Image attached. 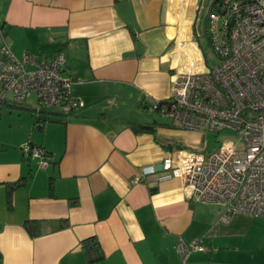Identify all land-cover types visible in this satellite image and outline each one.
I'll return each mask as SVG.
<instances>
[{"label":"crops","instance_id":"crops-1","mask_svg":"<svg viewBox=\"0 0 264 264\" xmlns=\"http://www.w3.org/2000/svg\"><path fill=\"white\" fill-rule=\"evenodd\" d=\"M195 2L0 0V48L8 44L16 57L19 49V57L62 53V74L75 79L71 95L84 102L41 129L27 116L28 134L0 141V264H180V239L203 246L188 264H264V218L234 212L223 220L221 205L188 198L179 178L143 173L173 150L198 152L202 132L96 108L110 98L153 112L145 96L170 95L176 70L200 61L198 24L190 28L187 16ZM35 42L51 44L52 53L30 51ZM9 103H0V118L3 110L22 119L36 109ZM51 113L60 115H41ZM135 124L154 131L135 132ZM27 141L50 153L46 168L22 153ZM26 220L36 223V236Z\"/></svg>","mask_w":264,"mask_h":264},{"label":"built area","instance_id":"built-area-1","mask_svg":"<svg viewBox=\"0 0 264 264\" xmlns=\"http://www.w3.org/2000/svg\"><path fill=\"white\" fill-rule=\"evenodd\" d=\"M204 27L217 65L209 67L198 47L200 61L176 70L170 95L161 100L146 95L145 100L180 129H230L238 137L208 154L173 150L161 159L160 171L143 173L179 178L188 198L221 205L223 220L234 212L264 218V0H212ZM0 51V103L10 93L9 101L16 103L34 95L37 112L56 106L67 116L84 107L71 95L75 79L62 74V53L40 58L25 51L16 57L6 43ZM20 149L41 169L53 161L38 145L25 142ZM202 249L180 239V264H188L189 254Z\"/></svg>","mask_w":264,"mask_h":264},{"label":"rangeland","instance_id":"rangeland-1","mask_svg":"<svg viewBox=\"0 0 264 264\" xmlns=\"http://www.w3.org/2000/svg\"><path fill=\"white\" fill-rule=\"evenodd\" d=\"M212 0H201V3L199 6H196V2L191 4L189 7L190 12L192 14L187 15L188 20L190 21V28L195 30L194 25L191 27L192 24V17L194 14H196V21L198 22V30L197 33L193 34V39L196 40L198 47L201 51V54L205 60V63L209 67H214L217 65L218 60L211 48L210 42L208 40L207 35L204 32L203 29V22L208 14L209 10V5ZM182 38L186 39L185 35L182 34ZM30 51H42V53H50L53 50V46L48 43H38L35 42L33 45H30V47H27ZM15 54L19 57L21 54V49L15 50ZM52 53V52H51ZM50 53V54H51ZM38 54V53H37ZM41 56V54H38ZM45 54H42V56ZM8 98L10 99V93L8 94ZM110 98H105L102 99L97 105L96 108L99 109L100 111H108L109 114L112 115V117L120 118V119H141L142 117H146L150 120H159V121H170L169 117L164 116L158 112H151L146 109H137L136 111L135 108H133L131 105L127 107V105L124 107L122 102L119 101H113L112 103L110 102ZM29 108L35 109L37 108V104L35 101V96L32 95L28 97L25 102ZM46 109L49 110V112H59L60 115L58 114H53L51 113V117L49 118L50 120L58 119L60 118H65V115L61 114L60 109L57 108L56 106L49 107L43 109L46 111ZM3 114V117L0 118V141L3 142H12V143H17L18 140H20L22 137H24L26 134H28L29 130L27 131V121L26 117L27 116H32V122L35 121L37 113L35 111H23V118H19L16 116V113H14L11 117L7 115L5 110L1 113ZM44 119H47L45 115H43ZM27 137V136H26ZM238 137V134L230 129H223L219 132H216L214 130H205L202 132V134L199 136V145L200 149L199 151L208 154L212 151H214L223 141L225 140H236ZM28 139V138H26ZM26 141V140H25ZM25 143V142H24ZM23 144V143H22ZM19 144H17L18 146ZM21 145V144H20ZM33 160V159H31ZM33 164H35L34 161H31Z\"/></svg>","mask_w":264,"mask_h":264},{"label":"trees","instance_id":"trees-1","mask_svg":"<svg viewBox=\"0 0 264 264\" xmlns=\"http://www.w3.org/2000/svg\"><path fill=\"white\" fill-rule=\"evenodd\" d=\"M193 25H194V28H196V26H197L196 19L194 20ZM204 26H205V20L203 22V29L205 28ZM204 32H205V30H204ZM5 102H7V101H5ZM9 104H10L11 107L24 109V106L22 105L23 103H16V102L10 101ZM34 111L37 113V116H36V119H35V121L33 123L32 128L33 129H41L43 127L45 121L49 120V118L46 117L47 119H44V117H42L41 114L44 112V110H41V111H38L37 112L36 109H35ZM135 125H137L139 127L138 129H134L135 132H141V131H152L153 132L154 131L153 126L150 125V124L149 125H147V124H135ZM27 142L30 143V144H33L30 141H27ZM40 147H42V146H40ZM45 152H46L47 155L50 156V153L49 152H47L46 150H45ZM20 182L21 181H18V182H15V183H13V184L10 185V192H9V195H8V205L9 206H11V198H10L11 190L14 187H16L18 184H20ZM24 226H25L26 230L28 231V233L31 236H36L39 233V231L37 230L36 223L33 222V221L26 220L25 223H24ZM88 241H93V239L84 240L82 242L83 243V246L86 247V248H88L87 247V242ZM93 245H96V242ZM0 258H1V254H0Z\"/></svg>","mask_w":264,"mask_h":264},{"label":"water","instance_id":"water-1","mask_svg":"<svg viewBox=\"0 0 264 264\" xmlns=\"http://www.w3.org/2000/svg\"><path fill=\"white\" fill-rule=\"evenodd\" d=\"M201 3V0H196V6H199V4ZM195 18V14H194V16H193V19ZM156 171H160L161 170V164L160 163H158L157 165H156Z\"/></svg>","mask_w":264,"mask_h":264}]
</instances>
